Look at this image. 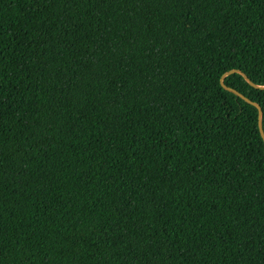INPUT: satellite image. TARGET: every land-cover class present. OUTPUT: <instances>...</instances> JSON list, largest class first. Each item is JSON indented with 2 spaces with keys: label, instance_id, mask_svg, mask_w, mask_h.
I'll return each mask as SVG.
<instances>
[{
  "label": "trees",
  "instance_id": "1",
  "mask_svg": "<svg viewBox=\"0 0 264 264\" xmlns=\"http://www.w3.org/2000/svg\"><path fill=\"white\" fill-rule=\"evenodd\" d=\"M260 128L264 0H0V264H264Z\"/></svg>",
  "mask_w": 264,
  "mask_h": 264
},
{
  "label": "water",
  "instance_id": "2",
  "mask_svg": "<svg viewBox=\"0 0 264 264\" xmlns=\"http://www.w3.org/2000/svg\"><path fill=\"white\" fill-rule=\"evenodd\" d=\"M257 107H258V110H259V115H261V110H260V108H259V106L257 105ZM260 132H261V134H262V136H263V139H264V134H263V132H262V129L260 128Z\"/></svg>",
  "mask_w": 264,
  "mask_h": 264
}]
</instances>
